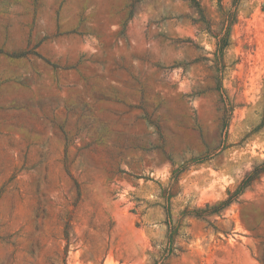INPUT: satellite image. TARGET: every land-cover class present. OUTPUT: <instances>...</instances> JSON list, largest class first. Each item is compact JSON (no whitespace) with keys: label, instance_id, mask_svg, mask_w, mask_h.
<instances>
[{"label":"rangeland","instance_id":"1","mask_svg":"<svg viewBox=\"0 0 264 264\" xmlns=\"http://www.w3.org/2000/svg\"><path fill=\"white\" fill-rule=\"evenodd\" d=\"M0 264H264V0H0Z\"/></svg>","mask_w":264,"mask_h":264},{"label":"trees","instance_id":"2","mask_svg":"<svg viewBox=\"0 0 264 264\" xmlns=\"http://www.w3.org/2000/svg\"><path fill=\"white\" fill-rule=\"evenodd\" d=\"M221 45H224L221 44ZM258 168H254L253 173L249 174L244 180H242V182L239 184L238 188L229 194V196L221 201H218L217 203L213 204V205H209L207 204V209L205 211L200 210L198 212V215H205V214H212V213H216L219 212L220 210H222L223 208H225L226 206H228L230 204V202L232 201L233 197L236 196V194H238L240 191H242V189L254 178L256 177V172L258 174L259 171H257ZM255 174V175H254ZM204 212V213H203Z\"/></svg>","mask_w":264,"mask_h":264}]
</instances>
